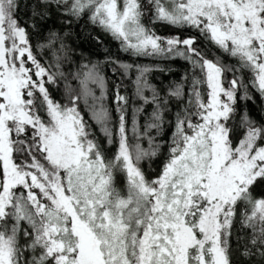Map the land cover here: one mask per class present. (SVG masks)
Returning a JSON list of instances; mask_svg holds the SVG:
<instances>
[{
  "label": "snow or ice",
  "instance_id": "obj_1",
  "mask_svg": "<svg viewBox=\"0 0 264 264\" xmlns=\"http://www.w3.org/2000/svg\"><path fill=\"white\" fill-rule=\"evenodd\" d=\"M21 4L0 0V264H235L234 233L240 264H264V124H237L249 89L264 98V0H36L30 23ZM53 10L190 75L157 88L152 68L112 61L137 74L131 101L116 82L108 103L99 65L83 64L74 89L38 59L54 41L32 42ZM58 76L67 103L48 87Z\"/></svg>",
  "mask_w": 264,
  "mask_h": 264
},
{
  "label": "trees",
  "instance_id": "obj_2",
  "mask_svg": "<svg viewBox=\"0 0 264 264\" xmlns=\"http://www.w3.org/2000/svg\"><path fill=\"white\" fill-rule=\"evenodd\" d=\"M36 0H22L20 9V18L22 22H28L29 15L32 11V5ZM144 23L161 36H172L177 34V30L161 23H152L147 17ZM50 33H55L51 36ZM188 33H180L184 36ZM54 41L51 46H46L42 50L36 47V54L38 59L48 68L50 72L56 73L63 71L67 76V81L74 89L78 90V84L72 79V73L80 69L83 64H98L102 75L105 76L108 85L109 101L113 94V85L116 82L121 83V93L129 96L130 101L133 96V80L136 76L135 68L128 76L122 75L117 71V65L112 61H120L127 64H135L139 66H147L153 70L148 73V79L151 84L157 88H167L169 85L178 83L181 78L188 73L190 75V68L183 60H164L160 58L151 57H134L121 50L120 43L113 39L109 34L103 31L100 27L91 23L85 15L79 19L71 18V23H68L66 18L57 11H51L45 22L41 24L40 35L33 34L32 42L34 46L39 44L48 45L49 41ZM61 43L65 45L61 49ZM59 57V60L57 59ZM209 58H212V53L209 52ZM229 62L230 61H226ZM57 64L60 68L57 69ZM161 69H164L161 71ZM116 73L114 76L113 73ZM230 78V74H229ZM247 79V73H245ZM53 98L64 103L68 102L65 96V79L57 77V84L48 85ZM97 95L99 89L95 88ZM249 94L253 97L251 100H240L237 104V124L242 115L247 114L252 120L258 124H264V98L255 90L249 89ZM81 109L87 119L88 111L83 102L80 104ZM95 127V126H93ZM170 132V129L168 130ZM97 134H99L97 132ZM168 133H165L163 139H167ZM101 140L103 138L101 137ZM147 147V142H144ZM159 160L152 162L149 166L148 162L142 163L141 167L145 169L150 175L154 174L153 169L158 170ZM264 194V185L256 189V195ZM238 235L234 233L231 238L232 258L235 264H240V251L244 244L243 240L238 239Z\"/></svg>",
  "mask_w": 264,
  "mask_h": 264
},
{
  "label": "rangeland",
  "instance_id": "obj_3",
  "mask_svg": "<svg viewBox=\"0 0 264 264\" xmlns=\"http://www.w3.org/2000/svg\"><path fill=\"white\" fill-rule=\"evenodd\" d=\"M99 89V88H98Z\"/></svg>",
  "mask_w": 264,
  "mask_h": 264
}]
</instances>
